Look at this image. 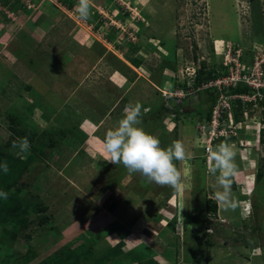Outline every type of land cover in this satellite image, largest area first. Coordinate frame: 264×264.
Returning a JSON list of instances; mask_svg holds the SVG:
<instances>
[{
    "label": "rangeland",
    "instance_id": "1",
    "mask_svg": "<svg viewBox=\"0 0 264 264\" xmlns=\"http://www.w3.org/2000/svg\"><path fill=\"white\" fill-rule=\"evenodd\" d=\"M77 4L0 0V190L21 200L0 198V219L37 215L25 241L45 259L264 264V107L234 105L223 125L235 134L212 143L236 153L225 208L204 149L216 89L190 80L202 61L223 74L237 52L245 66L264 56V0H89L87 21ZM136 104L162 148L185 147L176 188L107 161V132Z\"/></svg>",
    "mask_w": 264,
    "mask_h": 264
},
{
    "label": "clouds",
    "instance_id": "2",
    "mask_svg": "<svg viewBox=\"0 0 264 264\" xmlns=\"http://www.w3.org/2000/svg\"><path fill=\"white\" fill-rule=\"evenodd\" d=\"M76 12L80 20L87 21L90 18L89 0H78ZM144 111L146 112L147 109ZM141 116L139 104L125 108L117 126L108 131L104 138L107 161L113 165L122 164L129 172L139 173L148 182L178 187L181 174L174 161H182L186 158L184 145L175 141L169 147L162 148L156 136L139 126ZM13 147H18L20 152H26L29 142L27 138H21L19 144L14 143ZM209 153L208 170L216 177V185L219 189L215 192V199L225 208H235L236 204L231 199L230 181L238 171L235 164L236 153L227 143L209 149ZM0 170L5 174L9 171L6 162L0 163ZM0 198L6 199L7 193L0 190Z\"/></svg>",
    "mask_w": 264,
    "mask_h": 264
},
{
    "label": "built area",
    "instance_id": "3",
    "mask_svg": "<svg viewBox=\"0 0 264 264\" xmlns=\"http://www.w3.org/2000/svg\"><path fill=\"white\" fill-rule=\"evenodd\" d=\"M232 59L234 63L229 65V71L214 79L203 82L198 88H208L214 86L216 89V98L210 112V120L207 122V138L204 149L208 154L212 149V143L215 139L228 137L229 134H235L231 129L223 125L226 116L231 114L232 107L240 104L260 103L264 107V56L254 55L253 62L245 66L239 61V52L235 53ZM246 86L251 92L231 91L235 86ZM193 89V88H191ZM179 93L184 97L187 90L180 89ZM209 159V157H208Z\"/></svg>",
    "mask_w": 264,
    "mask_h": 264
},
{
    "label": "trees",
    "instance_id": "4",
    "mask_svg": "<svg viewBox=\"0 0 264 264\" xmlns=\"http://www.w3.org/2000/svg\"><path fill=\"white\" fill-rule=\"evenodd\" d=\"M130 63H132L135 66H138L139 61L135 58H129ZM218 75H222V71L220 70H215V69H208L206 67V63L204 61L201 62V65L199 66V68L197 69V71L194 73V75L191 76L190 80H191V86H199L200 84H202L205 81H208L210 79H214L216 76ZM182 88L187 89L189 85H186L185 83L182 84ZM178 86H176L177 88ZM231 91H237V92H251L250 89L246 86H240L237 85L234 88H231ZM216 98V93L212 92L208 95V97H206L204 100L205 102H207V107L204 109L205 110V114H204V119L206 122H208L210 120V112H211V108L212 105L215 101ZM202 101V100H201ZM203 110V109H202ZM237 108L235 110L234 113V119L235 120H239L238 119V114H237ZM226 140V139H225ZM45 153V150L42 151V154ZM17 177V175H16ZM6 189V188H5ZM4 189V192H5ZM7 190V189H6ZM7 201H9L12 205H16V207H21V200L18 199V197H16V195L12 196L9 195V197L6 198ZM9 204V203H7ZM206 208L208 210V212L210 214H215L216 212V205L215 203H209L206 205ZM256 209V206L253 207ZM252 211V210H251ZM254 213L256 212V210L253 211ZM8 219L2 218L0 219V225L3 227H6L8 224L9 225H13L14 229L17 228H21L23 226H26L28 224H32L34 219H37L38 216L34 215V216H27V217H23L19 214V212H14L13 214H11L10 216L8 215ZM72 251V250H71ZM71 256L73 257V259L71 260ZM79 255H75V253H71V255L67 256V259L72 263V264H76V263H84L87 261V259L85 258H80L78 257ZM54 256V258H52V260H54V264H71L67 261V259H61L59 257ZM109 261H105L101 264H106ZM111 262V261H110ZM112 264V262H111Z\"/></svg>",
    "mask_w": 264,
    "mask_h": 264
},
{
    "label": "crops",
    "instance_id": "5",
    "mask_svg": "<svg viewBox=\"0 0 264 264\" xmlns=\"http://www.w3.org/2000/svg\"><path fill=\"white\" fill-rule=\"evenodd\" d=\"M30 225L17 229L9 224L6 227L0 225V264H54L52 258L45 259V255L40 256L25 241Z\"/></svg>",
    "mask_w": 264,
    "mask_h": 264
},
{
    "label": "bare ground",
    "instance_id": "6",
    "mask_svg": "<svg viewBox=\"0 0 264 264\" xmlns=\"http://www.w3.org/2000/svg\"><path fill=\"white\" fill-rule=\"evenodd\" d=\"M47 78V77H46ZM53 85V84H52ZM51 88V87H50ZM57 91V90H56ZM61 96V95H60Z\"/></svg>",
    "mask_w": 264,
    "mask_h": 264
}]
</instances>
